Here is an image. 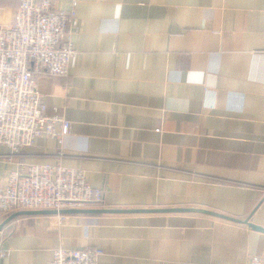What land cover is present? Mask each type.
I'll list each match as a JSON object with an SVG mask.
<instances>
[{
	"label": "crops",
	"instance_id": "crops-1",
	"mask_svg": "<svg viewBox=\"0 0 264 264\" xmlns=\"http://www.w3.org/2000/svg\"><path fill=\"white\" fill-rule=\"evenodd\" d=\"M19 2L0 0V27ZM75 12L68 77L34 74L69 133L10 161L0 146V186L19 164L60 166L103 191L98 209L195 208L264 229V0H77ZM59 247L99 249V264H246L264 257V233L200 213L19 216L0 230V264H50Z\"/></svg>",
	"mask_w": 264,
	"mask_h": 264
},
{
	"label": "built area",
	"instance_id": "built-area-1",
	"mask_svg": "<svg viewBox=\"0 0 264 264\" xmlns=\"http://www.w3.org/2000/svg\"><path fill=\"white\" fill-rule=\"evenodd\" d=\"M76 5L72 0L71 10L63 14L55 11L51 0H20L12 24L0 27V146L10 150L7 161L20 156L39 137L62 143L69 133L70 122L46 115L34 74L45 71L53 77H68L77 54L71 42L79 31ZM102 203L103 191L94 190L78 169L19 164L0 186L4 215L22 210L98 209ZM5 255L0 249V259ZM101 255L99 249L59 247L50 264H99ZM246 264H264V257L251 256Z\"/></svg>",
	"mask_w": 264,
	"mask_h": 264
},
{
	"label": "water",
	"instance_id": "water-1",
	"mask_svg": "<svg viewBox=\"0 0 264 264\" xmlns=\"http://www.w3.org/2000/svg\"><path fill=\"white\" fill-rule=\"evenodd\" d=\"M129 213H135V214H145V213H200L205 215L214 216L220 219H224L230 222L234 223H241L244 225H247L250 229L264 233V229L255 226L249 222V219L246 220H235L232 218H228L219 214H215L210 211L201 210V209H195V208H175V209H139V210H106V209H69V210H23L19 212H15L11 214L1 225L0 230L3 228V226L12 220L13 218L19 217V216H39V215H56V216H66L68 214H129Z\"/></svg>",
	"mask_w": 264,
	"mask_h": 264
},
{
	"label": "rangeland",
	"instance_id": "rangeland-1",
	"mask_svg": "<svg viewBox=\"0 0 264 264\" xmlns=\"http://www.w3.org/2000/svg\"><path fill=\"white\" fill-rule=\"evenodd\" d=\"M72 1V0H71ZM76 2H77V0H76Z\"/></svg>",
	"mask_w": 264,
	"mask_h": 264
}]
</instances>
